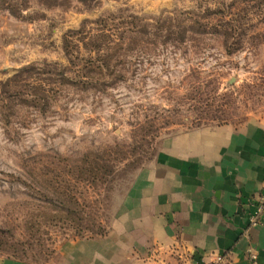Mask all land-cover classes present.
<instances>
[{
	"label": "rangeland",
	"instance_id": "rangeland-1",
	"mask_svg": "<svg viewBox=\"0 0 264 264\" xmlns=\"http://www.w3.org/2000/svg\"><path fill=\"white\" fill-rule=\"evenodd\" d=\"M109 16L112 28L137 16L175 32L200 20L208 32L158 46L137 35L139 47L100 76L108 86H63L47 111L18 99L10 114L0 101V260L48 264L64 243L107 233L178 134L264 128V0H29L22 16L0 9V87L27 65H68L65 35L96 32Z\"/></svg>",
	"mask_w": 264,
	"mask_h": 264
},
{
	"label": "crops",
	"instance_id": "crops-1",
	"mask_svg": "<svg viewBox=\"0 0 264 264\" xmlns=\"http://www.w3.org/2000/svg\"><path fill=\"white\" fill-rule=\"evenodd\" d=\"M160 162L141 174L107 233L64 243L48 264H254L253 252L264 264V213L251 227L264 194L260 124L185 131Z\"/></svg>",
	"mask_w": 264,
	"mask_h": 264
},
{
	"label": "trees",
	"instance_id": "trees-1",
	"mask_svg": "<svg viewBox=\"0 0 264 264\" xmlns=\"http://www.w3.org/2000/svg\"><path fill=\"white\" fill-rule=\"evenodd\" d=\"M80 1L87 3V0ZM28 7L29 0H0V9L8 10L16 16H22ZM131 17L138 21L125 25L128 27L120 28L116 25L114 26L116 28H112L114 22L111 20L114 16H109L100 17L95 21L98 27L96 32L87 26L79 30H71L64 37V50L69 64L61 66L59 63L44 62L42 65L31 64L23 67L1 83L2 108L7 109L11 114L12 104L19 99V103L47 111L52 101L57 99L63 86L84 85L86 88L108 86L100 76L105 68L114 64V61L120 62L122 59L120 55L135 49L134 46L138 43L137 35L150 37L149 43L158 46L160 42L163 44L172 42L175 45L184 42L188 31L208 32V24L200 20H194L188 27L178 26L180 31L175 32L169 23L163 25V22L158 21L156 24H149L141 22L137 16ZM75 39L83 40V45L89 47L91 52L88 56L82 54Z\"/></svg>",
	"mask_w": 264,
	"mask_h": 264
},
{
	"label": "built area",
	"instance_id": "built-area-1",
	"mask_svg": "<svg viewBox=\"0 0 264 264\" xmlns=\"http://www.w3.org/2000/svg\"><path fill=\"white\" fill-rule=\"evenodd\" d=\"M263 213H264V194L262 195L257 205L256 211L251 216V227H257L258 225L261 224ZM251 259L253 260L254 264H258L257 263L258 255L255 252L251 253ZM224 260H225V254L218 256L219 263L224 262Z\"/></svg>",
	"mask_w": 264,
	"mask_h": 264
}]
</instances>
